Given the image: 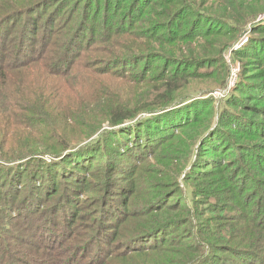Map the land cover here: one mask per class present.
Returning <instances> with one entry per match:
<instances>
[{
  "label": "trees",
  "instance_id": "trees-1",
  "mask_svg": "<svg viewBox=\"0 0 264 264\" xmlns=\"http://www.w3.org/2000/svg\"><path fill=\"white\" fill-rule=\"evenodd\" d=\"M67 1L68 0H22L20 7L9 8L11 11L6 17L8 19L22 18V22L17 28L12 30L14 36L11 34L9 35L12 37L13 42H15L14 49L10 50V52L12 51L11 53L14 54L12 57H8L7 55V62H5V60H2V63L0 62V75H3L5 79L7 72L5 74L4 72L9 68H28L35 64L42 66V63H45L56 83L64 82V84H68L69 88L77 95L79 93L81 94L80 96H88L93 101L100 99L98 93L99 81L96 75L102 77V79H104V77H113L120 81L122 85H131L133 88L131 91L132 94L129 97H124L118 93L116 99L108 100L103 108V115L94 117L98 120L96 125H94L95 128H89L85 131L83 133V138L67 140L68 138H65L54 129L46 113L40 109H37L35 112L32 111L35 115L34 118L17 116L16 111L18 109L26 110L24 106L25 101H21L12 90L6 93L2 92L0 98H4L0 100V115L10 120L12 125L20 124L26 128L32 127L33 131L38 136L44 138L41 143H37L35 140L33 149L29 151H26L28 149H18V153L8 155L7 153H9L12 148L0 150V264H48L51 262L46 258H40V256L26 254L24 249L18 250L14 248L15 244L20 239H23L22 243L25 245L35 247L43 253H48L50 256H54L53 254L56 252L53 249L56 241L59 243L64 241L65 235L63 237V228L65 229L66 223V218L64 216L70 212L66 207H61L63 211L61 220H59L58 217L55 218V215L50 224L42 225L44 222V219H42L38 225L36 220L25 224L26 221L22 218V221H17L20 224L21 231L12 228V226H16V223L12 222V220L20 218V210L24 208V199L27 196L25 195L27 190H25L23 192L24 196H22L23 199L21 197L19 200H16L19 194L17 186L20 188L22 184L21 179L23 172H28L27 178L31 181L29 190L33 188L35 192H37V189L39 190L38 187L43 186L42 191L45 192L44 194H47V196L50 195L48 197H51L57 190L56 186L54 187L52 185V181L54 183L55 178L61 176L66 179L71 178L74 180L72 174L78 175L83 172H88L91 167L90 165H92L95 160L96 152L95 154L92 153L95 149L96 151L98 149L102 151H111L112 153H116V155L117 153L120 155L121 153L118 151H121L123 155L135 161H141L145 157L152 155L155 150H160L164 144H168L178 136L177 134L174 135L175 128L178 132H181L189 122L191 123L199 120L202 116L198 115L203 114L206 110V105L203 104L204 97H206L207 93L206 89L189 90L185 88L184 83H182V80L179 78V74L187 75L188 73H192L191 71L185 72V69L188 67H193L196 72L203 73V70H198L196 67L207 64H217L221 61L219 56H214L213 58H188L184 56L183 58H177L170 54L171 50L160 46L165 45V47H171L170 45L173 44V42L189 39V37L192 36V28L197 22H200L196 21V19L212 22L216 24L217 27L222 26L223 23L222 20L213 15L197 11L196 9L193 11L192 7L196 5L193 0H173L176 1L175 3L181 5L174 10H164L162 12L163 16H161L163 17V21H150L148 18H141L140 24L136 26L139 34L143 35L144 33L147 40L160 42L157 44L158 47H160L158 50L146 48L143 52H137L136 50L132 51V49L137 48L134 43H132L134 48L131 45L125 44V46H131L127 51H130L128 54L124 55V53H122L115 55L112 53L114 50H111L110 54H108L110 56L109 58L98 57L97 62L89 61L85 64H78L80 61L79 57L83 53H81L82 50L96 51L100 49L102 47L100 41L107 42L109 36L114 34V32L123 31L122 33L127 32L132 35L130 29L133 27L134 22L131 23L133 19H130L128 23L129 27L124 28L123 25L128 17L127 14H120L116 22L114 19L117 15V9L109 13V16L107 15V11L116 4L118 0H101V2H99L100 0H73V4L69 10L70 15L67 16L61 24H55L60 16L61 10L66 7ZM129 2H132L130 5V16L138 12L136 20L143 14L146 7L150 5L148 4L149 0H129ZM248 5L249 3L234 0L229 8L230 16L234 17L239 14ZM44 7L50 8L36 17L38 12ZM148 9L150 10L151 8ZM188 11H191L194 17L192 16V19L187 23L185 30H180L179 28L172 29L171 26L174 24L176 25V21ZM247 13L249 14L248 19L255 18L254 13ZM2 14H0V16ZM43 14L45 18L40 22L41 15ZM91 14L92 24H89L88 17ZM99 17L101 20H99ZM3 24L4 22H0V27ZM261 25L264 26V21L253 26L258 28L261 27ZM224 26L232 25L224 22ZM95 29L98 30L97 36L100 37L99 41L98 39L96 40L93 35ZM87 30L89 36L85 38L84 32ZM218 31H222V29L219 28ZM104 32L106 33L104 34ZM234 36L235 35L232 37ZM8 39H10V37H7L6 40ZM6 40L2 41L3 44ZM29 41H33L39 45L36 50L37 55L31 58L27 56L29 52L26 50L23 51L25 42L28 45ZM22 51L26 59L19 63L22 58L19 60L18 55H21ZM155 59H160L161 62L152 67V63ZM136 61H142V65L138 68V71H136ZM97 64L101 66H97ZM172 64H175V66L172 67ZM160 65L161 69L159 70ZM181 68L184 70H182L183 72L180 71ZM152 69L153 72H151ZM151 84L154 85L149 86ZM239 85H245L247 87L237 88L236 86L235 90L246 92L248 97L264 96L263 86L250 85L245 81L241 82ZM83 92L86 93L82 94ZM24 93L34 94L27 89ZM42 96L46 105L50 102L49 106L70 105V102L66 101L62 96L59 97V94H54L57 103L54 102L50 92L44 91L42 92ZM84 117L85 116H80L78 118V126L86 124ZM104 121L107 123V126L101 128V122ZM219 121V118H217L216 121L209 124L207 122L205 127L198 133L196 144L191 154L190 150L188 156H182L179 160V164H184L185 168L183 173H180V169L176 170V187L164 191L163 193L165 194L162 195V197L157 194L158 196L156 198L153 197L151 199L150 197L146 201L141 213L142 215H146L147 220L141 221L140 223L143 224H138L139 226H136L137 228L133 231L128 240L118 242L117 245L110 250L99 244L93 252L95 255L92 254V257L88 260L77 258L78 253L72 252L76 248V246H74L71 253L66 256L65 261L61 260V262H56V260H53V263L97 264L96 262L100 261L99 264H121L122 260H118L115 263H112V261L117 258H123L124 260H126L125 258L132 257L139 258L141 255L145 256L146 253L153 251L160 253H162V251L168 252V247H164L168 234L170 235V233L176 231L178 227L187 225L184 229H191V233L188 234V237L193 239L189 242L186 240H182L184 242L179 241L178 244L181 243L179 250H177V252L173 250L181 256L183 260L181 264H244L245 262H247V264H255V261H258V264H264V231L257 228L260 222L253 225L242 224L241 226H244L241 229L243 234L239 241H234V239H232L235 238V235H232L231 238L230 236L227 237L224 235L223 238H230V241L226 239L221 243H215L213 241L208 242L207 240H204L205 243L201 240L193 242L194 238L199 236V232L204 231L205 221L211 222L213 218L216 219V216L207 214L208 209L220 206H227L233 209L229 197L227 202L224 201L227 199V195L224 191L211 192L212 188L209 186L205 188H195L193 186V189L189 192L191 196L193 193L195 197L202 194L204 195V197L202 196L203 198H195L198 205L204 200V204L201 208H193L192 210L185 208L188 211V216L186 218L183 216H175L176 214L157 217L159 213L167 212L169 208L173 206L174 200L170 201V203L167 201L171 196L181 191L182 188H180L178 180H182L185 184H187L188 181H196L197 179L200 181H205L207 179L205 182H210L215 179L213 176L214 174L222 175V173H224L226 165H228L230 161L224 163H220V161L216 162V164L220 165L219 168H216L215 165L213 166L212 163H208L206 165L212 167L203 170H199L200 166L197 165V156L201 155L203 147L206 144L208 145L207 141L216 133L217 130H215V128H220ZM250 124L255 126L256 131H251L249 129L247 131H242L239 128L238 130L248 135L259 134V137L264 138V132H262L264 127L261 125L258 126L256 123H249V127H251ZM223 125L224 123L221 125V129H223ZM218 132H220V130H218ZM5 141L4 139V142ZM225 142L228 145L227 149L231 147H235L236 149L231 160V162L234 163L229 165L232 171L229 172L227 176L237 177L240 164L245 163L244 158L246 156L251 157L256 159L263 170V176L259 178L258 181L264 188V166L262 164L264 163V158L259 159L258 152H253L255 151L254 146H252V144L235 141L232 137L228 136ZM109 144H112V146H109ZM217 147L218 146L215 145V148H211L217 151L219 150ZM38 148L39 150H37ZM88 149L92 150L91 156L89 155V160L88 156L86 157L85 154L88 152L86 151ZM187 160L188 162L186 163ZM103 162L105 167L109 170H114L116 166L120 167L117 158L109 159L108 153H105ZM22 168H24V171L20 173L18 169L21 171ZM196 171L200 172L197 174ZM246 173L248 176H253V171L251 169H244V172L240 175L242 179L238 180L239 182L236 186L242 201L246 203V208H249L251 203L255 202L254 208L256 205H259L260 201L258 200H261L258 191L260 188L256 187L250 189V186H245L243 177ZM256 173L260 175V171ZM40 182L41 185H38ZM83 189H87V186H84ZM158 199L159 201L157 202ZM212 200L214 202H211ZM121 203L124 205L125 209V206L129 205V198L126 197L124 200H121ZM50 208L53 207L50 206ZM150 213L157 214L151 219L152 216ZM243 217H245V214L241 215L239 218ZM59 221L61 223L60 227ZM30 225L32 228L29 227ZM122 225L123 223L120 227ZM210 226L212 225H208V227ZM58 227L60 230H57ZM173 227H176V229ZM172 228L173 230H171ZM219 231H222V229ZM234 232L233 230L231 231L232 234H234ZM29 234L32 236L31 238H28ZM153 235L155 239L153 242H149V238L151 239ZM89 237L95 240L98 239V235L96 236L93 233ZM173 238L174 237H171L169 239L168 246L173 244ZM141 242L146 243L142 244ZM131 243L141 244L136 248H131L132 250L128 249V251L123 248ZM84 246L85 244L77 251L82 250L83 252L85 250L83 248ZM216 250H219L221 254H217L215 252ZM62 253L65 254L66 252ZM55 256H57V254H55ZM170 264H178L177 259H173Z\"/></svg>",
  "mask_w": 264,
  "mask_h": 264
},
{
  "label": "rangeland",
  "instance_id": "rangeland-1",
  "mask_svg": "<svg viewBox=\"0 0 264 264\" xmlns=\"http://www.w3.org/2000/svg\"><path fill=\"white\" fill-rule=\"evenodd\" d=\"M21 1L22 0H0V14L4 12L0 16V22H4L0 27L1 63L3 62L2 60H5V62L8 61L7 55L8 57H12L14 54L11 53L12 51L10 52V50L14 49L15 42H13L12 37L9 35L11 34L14 36L12 30L17 28L22 22V18L8 19L6 15L11 11L9 8L20 7ZM193 1L196 3V5L192 7L193 11L196 9L197 11L219 18L223 21L222 26L217 27V25L212 22L196 19V21L200 22H197L192 28V36L189 37V39L173 42V44L170 45L171 47H165V45L160 46L171 50L170 54L177 58H183V56L188 58H213L214 56H219L221 61L217 64H207L196 67L198 70H203V73H198L194 70L195 68L188 67L185 69V72L191 71L192 73H188L187 75L179 74V78L182 80L181 82L184 83L185 88L189 90L206 89L207 93L203 103L206 105V110L203 114L198 115L202 117L194 122H189L187 124L188 126L185 125L184 129L181 132L179 131L180 133L175 128L174 135H178L176 138L171 140L168 144H164L160 150H155L152 155L145 157L141 161L130 159L123 155L121 151H118L121 153L120 155H118V153L116 155V153L106 150L102 151L101 149L97 151L93 149V152L91 149L86 150L88 151L85 153L86 157L88 156V160L91 156V152L93 154L96 152V156L94 155L95 160L92 165H90L91 167L88 172H83L78 175L72 174L74 180L71 178L66 179L61 176L55 178L54 183L52 181V185L54 187L56 186L57 190L51 197H48L50 195L47 196V194H44L45 192L42 191L43 186L38 187L39 190L37 189V192H35L33 188L29 190L31 181L27 178L28 172H23L24 168H22L21 171L18 169V171L20 173L23 172V174L20 188L17 186L19 194L16 200L24 196L23 192L25 190H27L25 194L27 196L24 199V208L20 210V218L12 220V222L16 223V226H12L13 229L15 228V230L21 231L20 224L17 221H22V218L25 219V224L36 220L39 225L40 221L44 219L42 225H48L52 222L53 216L55 215V218L58 217L59 220H61L63 215L61 207H66L70 212L64 216L66 218L65 229L63 228V237L65 235L64 241L62 243L56 241L53 246V249L56 251L53 254L54 256L43 253L35 247L25 245L22 243L23 239L18 240L14 248L18 250L24 249L26 254L46 258L48 261H51L48 264H54L53 260H56V262H61V260L65 261L66 256L71 253L74 246H76V248L72 252L78 253L77 258L88 260L92 257V254L95 255L93 252L99 244L110 250L113 249L118 242L128 240L133 231L137 228L136 226L138 224H143L140 223L141 221L147 220L146 215H142L141 213L146 201L150 197L151 199L153 197L156 198L158 195L162 197V195L165 194L163 193L164 191L176 187V170L180 169V173H183L185 168L184 164H179L180 158L182 156H188L190 150L191 154L196 144L198 133L205 127L207 122L209 124L216 121L217 118L220 120V128H215V130H217L216 133L207 141L208 145L206 144L203 147L201 155L197 156V165L200 166L199 170H203L212 167L206 165L208 163H212L213 166L215 165L216 168H219L220 165L216 164V162L220 161V163H224L230 161L228 165H226L224 173H222V175L214 174L213 176L215 179L210 182H205L207 179L205 181L197 179L196 181H188L187 184H185L182 180H178L180 188H182L181 191L171 196L167 201L170 203V201L174 200L173 206L170 207L167 212L159 213L157 217L176 214L175 216H183L186 218L188 216V211L185 208L192 210L193 208H201L204 204V200H202L199 205L195 200V198L198 197L203 198L204 195L202 194L195 197L193 193L191 196V193H189L190 190L193 189V186L195 188H205L209 186L212 188L211 192L224 191L227 195V199L223 200L227 202L229 197L230 204L234 210L227 206L208 209L207 214L216 216V219L212 217L213 221H205L204 231H200L199 236L195 237L193 242L201 240L205 243L204 240H207L208 242L213 241L215 243H221L226 239L230 241L229 239L232 235H235V238H232L234 241H239L243 234L241 229L244 226H241L242 224L253 225L260 222L257 228L264 231V188L258 181L259 178L263 176V170L256 159L246 156L244 158L245 163L240 164L237 177L227 176V174L232 171L229 165L234 163L231 162V160L236 149L235 147L227 149L228 145L225 142L228 136L232 137L235 141L252 144L255 150L253 152H258L259 159L264 158V138L259 137V134L248 135L238 130L239 128L242 131H247L248 129L256 131L255 126L252 124H250L251 127L248 126L249 123H256L258 126L261 125L264 127V96L248 97L246 92L235 90L236 86L237 88L247 87L245 85H239L243 81L248 82L250 85L263 86L264 88V26L261 25V27L258 28L253 26L264 21V0H240L244 3H249V5L234 17L230 16L229 10L234 0ZM99 2H101V0ZM175 2L176 1L173 0H149L148 4L150 5L147 6L146 9L144 8L145 11L139 16V19L136 20L138 12L130 16V5L132 2H129V0H118L116 4L107 11V15L109 16V13L117 9V15L114 19L116 22L120 14H127L128 17L123 27L128 28L130 19H133L131 21V23L134 22L133 27L130 29L132 35L127 32L122 33L123 31L114 32V34L109 36L107 42L100 41V45L102 46L100 49L96 51L82 50L81 53H83L79 57L80 61L78 64H85L89 61L97 62L98 57L109 58L110 56L108 54H110L111 50H114L112 53L115 55L122 53H124V55L128 54L130 51H127L131 48L132 43L137 46V48L132 46L134 48L132 51L136 50L137 52H143L146 48L158 50L160 47H158L157 44L160 42L147 40L144 33L143 35L139 34L136 26L140 24L141 18H148L150 21H163V17L161 16H163L162 12L164 10H174L181 5ZM72 4L73 0L67 1L66 7L61 10L60 16L55 24H61L63 20L70 15L69 10ZM49 8L50 7H44L41 9L36 17ZM148 8L151 9L149 10ZM247 12L254 13L255 18L248 19L249 14ZM44 14L41 15L40 22L45 18ZM91 16L92 14L88 17L89 24L91 23ZM192 16L193 13L191 11L184 13V15L176 21V25H172L171 28L185 30ZM99 20H101L100 17ZM224 22L232 26L225 27ZM219 28L222 29V31H218ZM84 33L85 38H87L89 36L88 30ZM105 33L106 32H104V34ZM97 34L98 30L95 29L93 35L96 40L98 39L99 41L100 37H98ZM233 35L235 36L232 37ZM7 37H10V39L6 40ZM3 40H6L4 44L2 42ZM125 44L131 46H125ZM24 47L23 51L26 50L29 52L27 54V56H30L29 58L37 55L36 50L39 47L38 44L29 41L28 45L25 42ZM23 51L21 55H18L19 60L22 58L19 63L26 59ZM159 62H161L160 59H155L152 63V67H154L155 64H159ZM136 64V71H138V68L142 65V61H136ZM97 66L101 65L97 64ZM171 66L173 67L175 64ZM160 69L161 65L159 70ZM182 70L181 68L180 71ZM151 72H153V69ZM5 73V79L3 75H0V95L2 92L6 93L12 90L21 101H25L24 106L26 110L18 109L16 111L17 116L34 118L35 115L32 111L35 112L37 109H40L46 113L54 129L65 138H68L67 140L83 138V133L85 131L89 128H95L94 125H96L98 120L94 117L103 115V108L108 100L116 99L118 93L121 96L129 97L133 89L131 85H122L120 81L113 77H104V79H102V77L96 75L99 81L98 93L100 99L93 101L88 96H80L81 94L79 93L77 95L69 88L68 84L66 85L64 82L56 83L45 63H42V66L35 64L28 68H9L4 74ZM153 85L154 84H151L149 86ZM26 89L34 94L24 93ZM44 91L51 93L54 102L57 103L54 94H59V97L62 96L65 98L66 101L70 102V105L49 106L50 102L46 105L42 96V92ZM84 93L86 92L82 94ZM3 98H0V100ZM80 116H85L84 120L86 124L82 126L77 125V120ZM101 123V128L107 126L105 121ZM223 123V129H221ZM218 130H220V132H218ZM262 132H264V128ZM43 138L44 137L38 136L33 131L32 127L26 128L20 124L12 125L10 120L0 115V150L12 148V150L7 153L8 155L18 153V149H28L26 151H29L33 149L35 140L37 143H41ZM4 139L6 140L5 142ZM215 145L218 146L217 148L219 150L214 151V149H212L215 148ZM109 146H112V144H109ZM37 150H39V148ZM105 153H108L109 159L117 158L120 167L116 166L114 170L107 169L103 162ZM187 162L188 160L186 163ZM262 164L264 166V163ZM244 169H251L253 171V176H248L246 173L243 177L245 186H250V189L256 187L260 188L258 191L261 200H258L260 203L254 208L255 202H252L251 206L246 208V203L242 201L236 186L239 182L238 180L242 179L240 175L244 172ZM258 171H260V175L256 173ZM198 172L200 171H196L197 174ZM38 185H41V182L38 183ZM84 186H87V189H83ZM126 197L129 198V205L125 206L124 209L121 200H124ZM158 201L159 199L157 202ZM211 202L214 201L212 200ZM50 206L53 208H50ZM155 214L157 213H150L152 216L151 219ZM243 214H245V217L239 218ZM122 223L123 225L120 227ZM60 224L59 221V227ZM208 225L212 226L208 227ZM186 226L187 225H183L177 229L173 227L176 231L170 233V235L168 234L167 241L164 243V247H168V252L162 251V253H160L153 251L146 253L145 256L141 255L139 258H125L126 260L117 258L113 260L112 263L122 260L121 264H170V262L176 258L178 264H181L183 261L181 256L173 250H176V252L179 250L181 246V243L178 244L179 241L186 240L189 242L193 239L188 237V234L191 233V229H184ZM29 227L32 228L31 225ZM59 227L57 230H60ZM173 228L171 230H173ZM220 229H222V231H219ZM232 230L235 231L234 234L231 233ZM92 233L96 236L98 235V239L101 241L89 237ZM224 235L227 237L230 236V238H223ZM31 237L32 236L29 234L28 238ZM171 237H174L172 240L173 244L168 246V241ZM154 239L155 237L153 235L151 239L149 238V242H153ZM141 243L145 244L146 242ZM141 243H131L123 248L127 251L128 249L132 250L131 248H136ZM84 244L86 246L83 247L85 250L83 252L82 250L77 251L80 250V247ZM62 252L66 253L64 254ZM215 252L221 254L219 250ZM55 254H57V256H55ZM96 263L99 264L100 261ZM244 264H247V262ZM255 264H258V261H255Z\"/></svg>",
  "mask_w": 264,
  "mask_h": 264
}]
</instances>
